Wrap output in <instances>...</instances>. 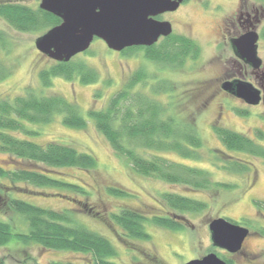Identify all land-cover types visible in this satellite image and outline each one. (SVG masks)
I'll return each mask as SVG.
<instances>
[{
	"label": "rangeland",
	"instance_id": "obj_1",
	"mask_svg": "<svg viewBox=\"0 0 264 264\" xmlns=\"http://www.w3.org/2000/svg\"><path fill=\"white\" fill-rule=\"evenodd\" d=\"M41 0H0V4L15 3L39 8ZM258 10L261 14L256 32L259 34L258 56L262 59L260 70L264 71V2L258 0H189L175 11L163 14L161 19L169 21L171 35L188 36L199 48L196 58H187L181 67L164 68L144 60L142 51L138 53L117 52L95 38L90 47L74 57L75 67L80 64L96 72L98 81L82 84L78 78L67 80L63 77L51 78L50 86H43L39 73L52 67L55 60L42 54L35 47V39L47 31L21 32L9 25L0 16V99L12 100L25 95L27 91L37 95H59L75 104L86 116L89 109L104 108L111 95L127 78L140 67L158 79H169L175 87L170 94L172 114L183 122L190 123L202 141L197 150L198 159H185L173 152H160L172 161L190 167L208 170L214 181L227 183L232 187L220 191L197 189L182 184H172L152 177H144L130 169L125 158L112 151L108 141L99 133L93 122L88 121L84 129L67 127L62 124V115H56L46 124H22L26 130L36 132L10 131L19 139L37 144L57 141L72 146L81 152L91 154L96 166L85 170L76 167L60 168L52 174L85 188L86 195L63 189L43 188L47 193H35L28 189L16 188L14 195L32 204L57 211L68 210L75 225L82 226L108 239L114 246L116 255L110 260L115 264H180L190 259L214 252L222 259L235 264H264V210L254 201H264V157L227 151L229 154L250 163L248 171L234 172L222 166L221 159L213 152L224 149L214 132L215 127H223L241 133L264 148V102L249 105L220 88L221 76L237 68V60L229 50V36L237 34V11ZM236 28L231 27V22ZM229 25L228 38H220V29ZM228 28V26H227ZM166 37H160L156 44ZM221 45V50L217 47ZM248 68L247 82L257 86V80ZM150 83H153L150 81ZM162 102H169L160 96ZM225 150V149H224ZM226 151V150H225ZM9 154L0 151V165L6 169L23 166L10 160ZM1 193L12 191L8 180H0ZM24 186L23 183H17ZM33 190H42L31 185ZM120 188L131 196L119 197L108 192V188ZM165 193L177 194L206 204L200 212L180 213L171 210L162 200ZM0 198V204H1ZM123 208L135 209L145 217L171 216L184 227L168 230L145 223L149 240L126 238L122 229L110 221V215ZM90 210V211H89ZM96 213V214H95ZM224 217L231 222L249 229L245 242L248 255L230 254L212 246L209 222ZM0 218L14 226L17 231H26L24 219L0 205ZM85 264V254L67 250L48 249L35 242L20 243L12 238L0 246V264H49L51 262Z\"/></svg>",
	"mask_w": 264,
	"mask_h": 264
},
{
	"label": "trees",
	"instance_id": "obj_2",
	"mask_svg": "<svg viewBox=\"0 0 264 264\" xmlns=\"http://www.w3.org/2000/svg\"><path fill=\"white\" fill-rule=\"evenodd\" d=\"M0 16L21 32L43 31L60 23L59 18L46 11L15 3L0 4ZM261 37L264 39V29ZM140 51L144 60L174 69L183 66L187 58H196L199 48L188 36L170 35L158 44L123 50L127 53ZM39 75L42 85L46 87L51 85V78L54 77L67 80L78 78L82 84L98 81L96 72L83 64L75 67L71 61H56ZM2 76L4 73L0 74V78ZM174 92L175 87L169 79H158L156 74H150L145 67H140L111 95L104 108L89 109L86 116L75 104L59 95L44 96L27 91L25 95L16 96L12 100L0 99V151L9 154L10 160L16 163L20 160L23 164L13 169L0 165V180H8L11 184L9 188L12 186V191L1 193L0 205H5L8 211L21 216L26 224V231L20 232L10 222L0 218V246L14 238L20 243L35 242L48 249L83 253L87 258L85 264H115L110 260L116 255L111 242L98 233L73 224L68 210L46 209L14 195L13 188L47 194L43 190L46 187L86 195L83 186L52 173L66 167L89 170L96 166L91 154L78 151L72 146L57 141L41 145L9 133H36L26 130L23 121L46 124L54 116L62 115V124L76 129H84L87 122L91 121L108 141L114 154L125 158L136 174L197 189H230L231 185L214 181L208 170L190 167L160 155V152H173L182 158L197 160V150L203 146L194 127L172 114L170 104H173V97L170 94ZM160 96H166L169 102L164 104L158 99ZM214 132L226 151L219 148L214 150L213 156L221 159L225 169L240 173L250 170L247 168L249 162L227 151L264 157V148L251 138L223 127H215ZM263 136L262 131L257 134V137ZM17 183H23L24 186H18ZM29 185L42 190H33ZM108 192L119 197L131 196L117 187L108 188ZM161 197L171 210L180 213L200 212L206 206L202 201L177 194L165 193ZM254 204L264 210V201H254ZM174 217L158 215L148 218L135 209L123 208L113 212L109 218L111 223L122 229L126 238L149 240L151 236L145 230L146 222L168 230H180L184 226ZM225 261L234 264L229 259ZM49 264L75 263L54 261Z\"/></svg>",
	"mask_w": 264,
	"mask_h": 264
},
{
	"label": "water",
	"instance_id": "obj_3",
	"mask_svg": "<svg viewBox=\"0 0 264 264\" xmlns=\"http://www.w3.org/2000/svg\"><path fill=\"white\" fill-rule=\"evenodd\" d=\"M189 0H41L39 9L60 19L35 39V47L42 54L57 61L68 62L86 51L94 38L101 39L113 51L133 46H151L160 37L172 33L169 21L156 17L175 11ZM259 34L250 29L231 39L235 55L260 70L258 56ZM221 89L249 105L264 102L260 90L247 81H225ZM213 247L229 253L238 252L249 229L224 217L212 219L208 224ZM180 264H228L214 252Z\"/></svg>",
	"mask_w": 264,
	"mask_h": 264
},
{
	"label": "flooded vegetation",
	"instance_id": "obj_4",
	"mask_svg": "<svg viewBox=\"0 0 264 264\" xmlns=\"http://www.w3.org/2000/svg\"><path fill=\"white\" fill-rule=\"evenodd\" d=\"M183 3H181V4H183ZM162 16H163V14L160 15V16H157L156 18L157 19H161ZM260 18H261V14H259L258 10H251V12H248V11H242V10L239 9V11H237L236 21H235V23L237 22L236 26L238 27L237 34L234 35V36H231V35L229 36V44H228L229 45V50H230L231 53H233V55H235V53H234V50H233V48L231 46V42H230L231 39L239 37L241 34H243L244 32H246V31H248L250 29L256 30L257 24L260 22ZM235 23L232 21L231 22V27L236 28ZM227 26H228V28H227ZM225 28H226L225 32H224V28L223 27L220 29V38L221 39L228 38L227 34L230 33L229 25H226ZM217 47L219 48V51H220L221 50V45L217 44ZM237 66L238 67L233 69V71H231L229 73L222 74L221 82L219 84L220 88H221L222 83H224L225 81H234V80L246 81L245 80V76L248 74V68H250L251 66L248 65L246 62H244L241 59H240V62H238V60H237ZM251 72L254 74V76H255V78L257 80V86L258 87H256V86L255 87L260 90L261 96L264 97V71H261V70L255 71L252 68ZM247 238L243 242L242 247H241V249L238 252L230 253V254H233V255H236V256H241L242 259L244 257H246L248 255V251L245 249V242H246Z\"/></svg>",
	"mask_w": 264,
	"mask_h": 264
}]
</instances>
